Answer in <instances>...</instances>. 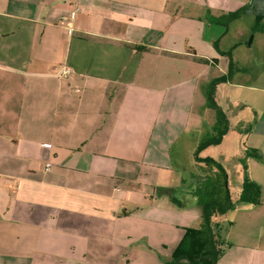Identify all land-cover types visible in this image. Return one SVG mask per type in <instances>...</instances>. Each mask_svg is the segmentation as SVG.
<instances>
[{
  "label": "crops",
  "instance_id": "0c3cea01",
  "mask_svg": "<svg viewBox=\"0 0 264 264\" xmlns=\"http://www.w3.org/2000/svg\"><path fill=\"white\" fill-rule=\"evenodd\" d=\"M247 3L244 29L219 22ZM257 15L264 0H0V264H166L201 221L194 191L212 171L195 151L216 121L207 89L230 67L217 90L246 131L234 181L225 157L200 156L238 193L259 183L261 203L214 216L231 244L217 264H264ZM184 151L196 164L179 171Z\"/></svg>",
  "mask_w": 264,
  "mask_h": 264
},
{
  "label": "trees",
  "instance_id": "16d2710c",
  "mask_svg": "<svg viewBox=\"0 0 264 264\" xmlns=\"http://www.w3.org/2000/svg\"><path fill=\"white\" fill-rule=\"evenodd\" d=\"M249 10L250 4L245 5L227 16H223L219 22L227 26L232 20L241 17ZM257 16L253 30L263 31L264 16ZM232 73L230 67L228 74L217 77L207 89L208 105L215 111L216 121L211 132L200 142L195 151V159L205 162L212 171L205 187H197L194 191L197 202L202 206L200 224L198 227L185 228L181 241L166 264H217L227 248L231 246L213 225L215 215L224 214L236 205L229 185L228 172L222 163L211 157H201L200 152L209 146L221 144L230 130L229 114L217 103L215 95L217 85L230 79ZM237 198L239 202L260 204L261 186L246 176Z\"/></svg>",
  "mask_w": 264,
  "mask_h": 264
},
{
  "label": "rangeland",
  "instance_id": "374dc122",
  "mask_svg": "<svg viewBox=\"0 0 264 264\" xmlns=\"http://www.w3.org/2000/svg\"><path fill=\"white\" fill-rule=\"evenodd\" d=\"M249 4L247 3V6ZM255 21H256V17H255ZM246 19H242V18H238V19H234L232 20L230 23H233L231 26L232 27H237L239 29H244L246 27ZM229 23V24H230ZM235 24V25H234ZM252 37H253V33H251L249 36H248V41L250 42L252 40ZM230 87L228 86H222L221 88L219 87L218 90L216 89V95H215V98H216V101L219 105H221L225 111L229 114V117H230V127L233 128V133L232 135H230V137H228L226 139V141L222 144V145H212V146H209L206 149L207 150H210V153H212L211 155H213V157H215L216 159L219 158V156H223L225 157L228 162H227V165L230 169V172H231V179L232 181H234L235 179V174H234V169L232 167H236L238 166V161H237V157L238 156H241L244 154V151H243V148L241 147L240 145V135H244L246 133L245 129H242V130H238L236 127H237V120H238V115H239V108H234V107H231V104L228 102V91H229ZM224 91H226L225 95L224 94ZM207 101H208V98H207ZM204 149V150H205ZM203 151V150H202ZM186 151H184V155L186 157H188V159L190 160V162H188V166L189 168H187V163L186 162H183L181 166L180 164L175 166V169H179V171H186L187 169H193L195 166L194 164V161H193V158H191L189 156V154H185ZM183 155V156H184ZM189 171V170H188ZM178 172V171H177ZM231 181V182H232ZM232 194H233V197L236 201V206H251V205H248V203H244V202H239L238 201V191H237V187L236 186H233L232 189ZM218 215H221V214H218ZM236 248L238 250H247L246 248H241V247H234L233 250H236ZM224 256L222 255L221 258L219 260H222ZM224 260V259H223Z\"/></svg>",
  "mask_w": 264,
  "mask_h": 264
},
{
  "label": "built area",
  "instance_id": "2783aa9c",
  "mask_svg": "<svg viewBox=\"0 0 264 264\" xmlns=\"http://www.w3.org/2000/svg\"><path fill=\"white\" fill-rule=\"evenodd\" d=\"M78 10V9H77ZM72 75V69L70 66L65 65L63 66L58 72H57V76L61 77V78H68ZM45 147L50 148L51 145L50 144H44ZM51 167V162H48L46 164V169L49 170Z\"/></svg>",
  "mask_w": 264,
  "mask_h": 264
}]
</instances>
